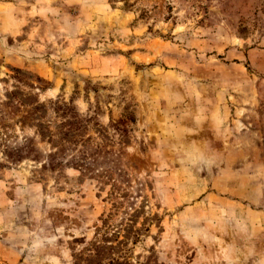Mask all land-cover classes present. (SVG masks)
I'll return each instance as SVG.
<instances>
[{"label": "rangeland", "instance_id": "obj_1", "mask_svg": "<svg viewBox=\"0 0 264 264\" xmlns=\"http://www.w3.org/2000/svg\"><path fill=\"white\" fill-rule=\"evenodd\" d=\"M0 264H264V0H0Z\"/></svg>", "mask_w": 264, "mask_h": 264}, {"label": "trees", "instance_id": "obj_2", "mask_svg": "<svg viewBox=\"0 0 264 264\" xmlns=\"http://www.w3.org/2000/svg\"><path fill=\"white\" fill-rule=\"evenodd\" d=\"M92 261H93V262L95 261V260H94V258H93V260H92Z\"/></svg>", "mask_w": 264, "mask_h": 264}]
</instances>
